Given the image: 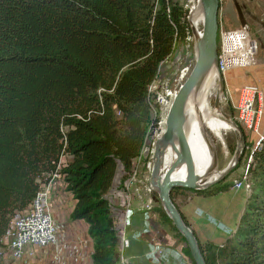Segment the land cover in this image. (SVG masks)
<instances>
[{
	"label": "trees",
	"instance_id": "1",
	"mask_svg": "<svg viewBox=\"0 0 264 264\" xmlns=\"http://www.w3.org/2000/svg\"><path fill=\"white\" fill-rule=\"evenodd\" d=\"M187 16L173 0H0V248L14 214L65 155L59 174L74 201L69 220L87 225L91 264H120L107 195L119 168L121 183L130 172L148 131H159L148 86L161 63L187 45ZM229 115L245 141L231 107ZM250 157L253 185L234 233L217 245L200 243L192 231L205 264H264V134ZM224 180L185 190L216 196L230 189ZM175 190L171 201L189 228ZM149 212L172 227L192 260L161 206L132 215L138 229L129 247Z\"/></svg>",
	"mask_w": 264,
	"mask_h": 264
},
{
	"label": "rangeland",
	"instance_id": "2",
	"mask_svg": "<svg viewBox=\"0 0 264 264\" xmlns=\"http://www.w3.org/2000/svg\"><path fill=\"white\" fill-rule=\"evenodd\" d=\"M179 3L185 10L188 11L192 3L188 0H173ZM219 27L231 30L246 26L248 29L247 43L251 47V54H247L250 64L244 68L221 73L217 69L219 76L223 77L224 89L220 95L222 113L229 115V107L236 103L241 88L245 85L257 86L261 92L260 105L261 109L259 119L258 134H251L242 128L244 138L239 142L238 133L236 132L227 139V147L217 156V170L221 171L229 161H231L235 151L239 148V158L234 169L226 176L223 183L230 185V189L224 193L212 197L197 196L195 192L187 191L183 188L177 189L173 192L172 199L178 210L187 205L194 215L193 221L201 226L199 230L210 236L214 241L212 243L221 245L226 238L230 237L236 228L240 215L244 211L247 192L244 186L234 188L233 185L245 181L250 184V190L253 185L251 175L248 173V164L252 161L250 153L258 147V141L262 139L264 134V0H219ZM197 8V1L194 3ZM189 15V14H188ZM195 15L193 12L190 19ZM190 21V20H189ZM202 30V24L196 29L197 33ZM187 45L177 48L162 64V69H168L166 85L174 89L176 93L184 84L190 75L196 58V41L192 33L187 37ZM182 75L184 76L182 78ZM219 87L218 79L215 82V87ZM173 94V98L175 97ZM216 97V96H215ZM215 97L207 100L210 107L216 108ZM165 113V111H164ZM119 116V113L116 112ZM235 117V110L233 109ZM161 119L164 117L160 114ZM231 118V117H230ZM233 121V119L231 118ZM161 125V124H160ZM151 131V130H150ZM160 132H150L145 145V150L141 154V160L136 167V176L131 180V187L129 195L132 197L130 208L133 212L162 207L158 194L155 190L150 189L149 182V165L151 159V152L153 150V142L155 137ZM68 159V158H67ZM148 163V164H147ZM147 167V168H146ZM122 172L121 169L117 171L115 181L112 189L107 195L108 201L111 205L112 217L115 219L116 228L119 230V221L123 218V206H119L121 198V183ZM223 181V180H222ZM71 200L65 195L63 199V207L58 210V220L55 221L57 226L56 242L48 247L36 249L30 256L27 255L25 260L14 262L8 255L5 246L0 248V263L1 264H35L31 260L37 255L38 250L49 249L45 254V260L42 264H70L73 260L78 259L82 253L79 262L86 264L89 262V248L91 241L88 238L86 224L81 221L79 225L69 220V213L71 210ZM149 216L159 224L160 228L165 233L172 235L177 243H182L180 236L172 229L168 223H161L158 216L154 212H149ZM130 222V221H129ZM138 229V227L136 228ZM133 224L129 223L126 228V235L129 236L135 230ZM191 230V229H190ZM70 231L72 233L70 234ZM215 231V233H213ZM233 232V233H232ZM232 233V234H231ZM224 240V241H223ZM206 243V242H205ZM204 244V243H203ZM79 252V255H78ZM28 258V260H26ZM53 258V260H52ZM49 259V260H47ZM35 261V260H34Z\"/></svg>",
	"mask_w": 264,
	"mask_h": 264
},
{
	"label": "built area",
	"instance_id": "3",
	"mask_svg": "<svg viewBox=\"0 0 264 264\" xmlns=\"http://www.w3.org/2000/svg\"><path fill=\"white\" fill-rule=\"evenodd\" d=\"M188 1L192 3L193 6H191L188 11L189 15L187 19H189L193 9H195V1H197V7L199 3V0ZM247 37L248 29L246 26L231 30L223 29L221 26L218 28L217 61L218 69L222 74L230 70L244 68L250 64L251 59L249 61L247 54H251V47L247 43ZM165 61L161 63L157 76L148 86V94L154 105L152 110L153 115H155L156 108H158L160 114L163 116L164 111L166 109L169 110L174 99L171 89L166 85L168 69H162V64ZM261 99V92L257 86L245 85L241 88L236 103L232 104L235 110V120L244 130L249 131L251 134H258L261 109L257 104L260 105ZM149 134L150 130L145 137L141 153L133 160L132 168L130 172L127 173V179L122 183L121 192H119L118 195L121 198L119 206H123L124 210L123 218L118 224L120 229L118 230L116 228L119 237L120 264H128L123 256L124 251L129 247V236L126 235L125 230L131 222L132 215L135 213L130 208L132 200V197L129 195L131 187L130 181L135 179L137 172L136 167L141 160L142 152L145 150ZM65 157V155L60 157L57 170L50 175L48 182L41 186L31 204L24 211L16 212L10 221L2 243L14 262H20L25 256L32 255L36 249L48 247L56 242L57 226L50 205L54 182L61 181V184L66 188V183L59 174L61 167L65 163ZM242 186H244L247 192L250 191V184L248 182L242 181L233 185L234 188H240ZM147 210H150V208L147 207ZM148 223L149 220L146 218L145 230L150 228ZM147 259L149 264L168 263L164 257L162 247L153 242L149 245Z\"/></svg>",
	"mask_w": 264,
	"mask_h": 264
},
{
	"label": "bare ground",
	"instance_id": "4",
	"mask_svg": "<svg viewBox=\"0 0 264 264\" xmlns=\"http://www.w3.org/2000/svg\"><path fill=\"white\" fill-rule=\"evenodd\" d=\"M193 12L195 15L191 19L189 17V20L193 27L198 29L199 25L202 24L203 18L202 8L199 3L198 7L193 9ZM199 37L200 33H197V38ZM217 79L218 73L215 65L203 71L185 105V135L191 151L195 173L201 181L206 183L198 184L200 188L203 185L215 184L214 182L219 178L220 171L212 166L213 157H217L220 152L226 149L227 139L237 132L232 125V121L223 116L221 108L216 107L212 109L208 104L207 100L214 98L219 93V87L217 85L215 87ZM176 88H170L172 96L176 93ZM167 112L168 109L165 110L160 125V132L153 142L148 170L149 180L147 181L149 182L150 189L157 192L161 189L163 179L173 166L179 153L176 138H174L172 144L167 145L162 140ZM229 163L230 161L227 165ZM171 180L177 182L187 181L185 164H179L172 171Z\"/></svg>",
	"mask_w": 264,
	"mask_h": 264
},
{
	"label": "water",
	"instance_id": "5",
	"mask_svg": "<svg viewBox=\"0 0 264 264\" xmlns=\"http://www.w3.org/2000/svg\"><path fill=\"white\" fill-rule=\"evenodd\" d=\"M199 4L202 8V30L200 32V37L197 38V31L193 27L192 23L188 20L190 24V29L193 38L196 41V58L194 67L188 76L187 80L184 82L180 90L175 95L171 106L165 117V129L162 135V140L165 145L172 144L174 138H176L179 153L174 162L173 166L166 174L163 179V185L158 194L159 201L162 205L164 212L170 218L172 225L184 238L186 245L190 251L192 260L195 264H205V261L200 253L196 238L192 231L184 224L179 212L173 205L170 193L175 188H183L188 190H204L210 185H203L202 188L198 187V184H206L201 181L195 173L194 163L191 155V151L187 142L185 135V105L188 97L195 88L199 77L203 71L215 65L218 69L217 61V34H218V12H219V1L218 0H199ZM219 82V93L215 97V106L221 108L220 95L224 89L223 77L218 75ZM223 116L230 119V116L223 113ZM232 121V120H231ZM232 125L238 133L239 142L242 141L243 136L240 128L232 121ZM239 148L235 151L230 163L226 168L220 171L219 178L214 182L217 183L226 178V176L234 169L238 162ZM185 164L187 170V181L177 182L171 180L172 171L179 165ZM213 168H217V157L214 156L212 160Z\"/></svg>",
	"mask_w": 264,
	"mask_h": 264
},
{
	"label": "crops",
	"instance_id": "6",
	"mask_svg": "<svg viewBox=\"0 0 264 264\" xmlns=\"http://www.w3.org/2000/svg\"><path fill=\"white\" fill-rule=\"evenodd\" d=\"M67 156L64 158V162H66ZM65 195L68 196V198L72 201L71 202V210L74 207V201L71 198V195L66 192L65 186L61 184V181H55L54 182V189L53 193L51 196V211L53 213L54 220H58V210L62 208L63 205V199L65 198ZM248 196H246L247 199ZM70 210V212H71ZM180 213L183 215L185 221L187 222L189 228L191 231L194 232L196 238L200 243H205V242H213L214 240L208 236L207 234L203 233L201 230H199V225H197L193 219L194 215L190 209L187 208V205H183L179 209ZM241 216V215H240ZM147 219L149 220V225L150 228L147 230L144 229V231L140 232L138 237H139V242L138 241H132L131 246L128 247L124 251V258L126 259L128 264H149L148 259H147V254L149 251V245L151 242L154 244H157L162 247L164 251V257L168 261L167 264H193L192 260L184 253L183 248L184 244L183 243H177L174 239V237L169 235L168 233H165L162 228H160L159 224L152 219L149 214ZM115 220V219H114ZM81 220L75 221L77 225H79ZM135 229L137 228L138 223H135ZM140 225V224H139ZM83 228L87 231V225L86 228L82 224ZM140 229V226H139ZM236 229V228H235ZM233 230V232L235 231ZM135 230H133L134 232ZM232 232V233H233ZM72 231H70V234ZM215 233V231H213ZM231 233V234H232ZM89 238V237H88ZM91 241V240H90ZM224 241V240H223ZM47 249H41L38 250L37 255L32 259L31 261L35 264H42L45 260L44 254L48 251ZM89 252V262L86 264H91L90 260V255L92 253V242L90 245V248L88 250ZM79 255V252H78ZM82 256V253L78 256L79 258L76 260H73L70 264H81L79 262L80 257ZM27 256L23 258L25 260ZM22 260V261H23ZM28 260V258L26 259ZM35 260V261H34ZM49 260V259H47ZM53 260V258H52Z\"/></svg>",
	"mask_w": 264,
	"mask_h": 264
}]
</instances>
